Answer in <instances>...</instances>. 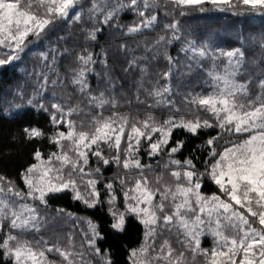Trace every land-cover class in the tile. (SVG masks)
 <instances>
[{"label": "snow or ice", "instance_id": "obj_1", "mask_svg": "<svg viewBox=\"0 0 264 264\" xmlns=\"http://www.w3.org/2000/svg\"><path fill=\"white\" fill-rule=\"evenodd\" d=\"M169 5L174 19L164 24L167 35H160L157 45L181 39L177 10L179 16L190 11L264 16V0H88L86 12L84 0H0V69L14 70L30 44L62 23L81 24L85 40L96 41L104 27H124L119 16L125 10L138 17L127 26L131 34L153 29L157 11L163 8L168 15ZM244 39L237 34L241 45ZM260 47L264 48V36ZM67 51L49 47L38 52L40 63L31 72L36 85L32 94L25 98L19 87L0 107V112L13 118L23 119L32 110L46 113L51 128L47 136L31 125L23 131L26 139L46 138L53 146L47 155L40 148L34 150L35 162L19 173L22 187L0 175V264H93L88 254L99 257L102 264H113L109 252L102 253L96 245L103 238L96 223L65 208H56L54 215L48 212L50 196L65 192L85 209L107 204L110 227L118 232L124 230L128 215L143 225V240L128 249V264H264V75L257 79L255 92L250 89L251 77L240 82L242 47L221 49L210 37L185 41L180 52L192 62L189 70L195 64L206 73L209 89L183 94L190 119L169 98L174 58L167 50L169 70L162 76L168 83L145 89L151 103L141 100L137 92L136 103L146 105L143 117L119 111L114 95L92 93L87 74L94 71L96 60L87 48L77 54V67L71 69V84L86 99L87 111L79 103L47 99L50 87L64 83L57 57ZM203 61L209 62L207 66ZM127 103L130 106L132 101ZM157 108L167 109L164 119L154 114ZM175 130L207 139L189 156L177 159L186 141L174 140ZM145 155L148 162H143ZM109 167L115 171L106 178L104 170ZM206 182L214 190L205 193ZM101 183L105 199H101ZM117 186L123 211L116 207ZM65 218L87 223L79 246L71 231L65 233L63 243L41 235L51 222ZM173 229L179 249L167 238L157 244L165 231ZM29 235L37 238L28 239ZM205 236L211 237V248L202 247Z\"/></svg>", "mask_w": 264, "mask_h": 264}, {"label": "trees", "instance_id": "obj_2", "mask_svg": "<svg viewBox=\"0 0 264 264\" xmlns=\"http://www.w3.org/2000/svg\"><path fill=\"white\" fill-rule=\"evenodd\" d=\"M87 4L88 0H84L85 12ZM169 13L165 15L163 8L159 9L157 11L158 23L153 29H143L140 32L129 34L127 26L131 25L138 17L133 12L125 10L119 16V23L124 27H104L103 31L98 33L96 41L85 40L81 24L62 23L41 41L30 44L22 61L18 62L14 70L3 71L0 69V107H3L5 101L12 99L19 87L23 88L25 98L32 94L36 85L31 72L33 66L40 63L37 53L47 51L49 47L57 48L60 51L67 49L68 51L65 55L57 57L58 71L64 83L55 89L50 87L45 93L46 98L54 99L65 105L79 103L85 108V111H87L86 99L71 84V77L74 74L71 69L77 67L75 58L78 53L83 52L84 48L91 51L96 60V63L92 65L94 71L87 74L89 89L92 93L98 95L103 91L105 95H114L120 105L119 111H130L133 115L138 112L141 117L144 115L146 105L136 103L137 92L139 91L141 100L151 103L152 98L148 96L145 89L151 91L153 87L168 83L162 76L163 72L169 70V64L164 58V52L167 50L174 58L170 76L172 92L169 98L175 100L176 105L182 109L186 118H192L191 115H188V110L184 108L182 96L189 91L194 93L203 91L198 80H194L195 75H202V71L194 72L193 70L198 69L195 64L189 70L188 65L192 62L189 61L185 53L180 52L185 41L192 38L199 40L210 37L215 47L225 50L242 47L244 61L238 79L240 82H244L251 77L250 89L253 92L258 90L256 81L261 75H264V48L260 47V39L264 36V16H234L230 12L216 11L207 13L190 11L188 15L179 16V10H177L175 19L179 21L181 39L174 40L170 45L163 43L157 45V38L160 35H167L163 27L164 24L172 22L174 19L171 14V5H169ZM86 26L90 28L91 24H86ZM238 33H242L245 38L243 45L237 40ZM253 36L255 37L254 41L250 39ZM133 60L136 63L130 65V61ZM101 61H105L106 64H102ZM203 63L207 66L209 62L203 61ZM141 68L144 69L143 72H141ZM141 81L143 87L140 86ZM129 100L132 101L130 106L127 103ZM153 111L158 119L162 120L166 117L167 109L165 108H157ZM0 116H3L0 119V175L16 181L22 187L19 173L30 163L35 162L32 158L34 150L40 148L45 155L49 150H53V146L47 143L46 138L43 140L26 139L23 129L30 125L39 127L47 136L51 131L47 114L36 113L32 110L23 119L5 116L2 112H0ZM173 139L186 141L185 147L181 150L182 155L181 153L176 154L177 159L183 160L196 149L197 145L202 144L207 136L202 135L197 138L183 133L182 130H175ZM197 155H200L199 151H197ZM198 167H202L199 162ZM114 171V168L109 167L105 169L104 176L112 177ZM212 190H214V186L206 182L205 193ZM105 198L103 188H101V199ZM118 200L121 201V196H118ZM49 205L48 212L52 214H55L56 208H65L78 217H87L96 223L103 237L97 239L96 245L102 253L104 250L109 252L113 264H128V249L138 247L143 240V226L134 216L126 217L122 232L112 229L110 227L112 217L108 213L107 204L102 207L97 206L95 209H85L82 204L72 200L71 193L65 192L50 196ZM167 235L171 234L167 233ZM211 246L209 239L204 238L202 247L211 248ZM87 258L93 264H102L99 257L88 254Z\"/></svg>", "mask_w": 264, "mask_h": 264}, {"label": "rangeland", "instance_id": "obj_3", "mask_svg": "<svg viewBox=\"0 0 264 264\" xmlns=\"http://www.w3.org/2000/svg\"><path fill=\"white\" fill-rule=\"evenodd\" d=\"M193 71L195 72V71H202V70H200L198 68V69H195ZM202 75H195L194 80L195 79L198 80L197 82H198V84L200 86H202L203 91H208L209 90L208 89V77H207V75H206V73L204 71H202ZM198 76H201V77H198ZM56 92H57V90H56ZM142 159H143V162H148V158H147L146 155L143 156ZM165 159H166V157H165ZM151 162L153 164H155V160H153ZM98 187H101L102 188V183L100 185H98ZM117 188L118 189H116V193H117L118 196H121V201L118 200V196H117L116 207L120 211H123L124 210L123 196L120 193V190H119V187L118 186H117ZM42 211H43V209H42ZM50 214H52V213H50ZM52 215H54V214H52ZM69 231L73 232L74 237H75V240H76V243L79 246V244L83 240V234L82 233L88 231V225H87V223L85 221H82V220H79V221H70V220H67L66 218L65 219H59V220H56V221L51 222L48 225L47 230L43 231L41 233V235H43L44 237H46L50 242L55 241L56 239L59 238L60 241L63 243L64 235H65V233H67ZM167 233H170L171 235H167ZM27 238L28 239H36L37 237H34L32 235H29ZM164 238L169 239L171 241L173 247H175L177 249H179L181 247L177 243L178 236H177V233H176V230L175 229H173L172 232L165 231L163 233V236L160 239L157 240V244H159L160 243V240L161 239H164ZM182 238L183 237H180V239H182ZM204 238H208L209 241L211 242V245H212V239H211V237H208V236L202 237L201 238L202 239V243H203V239ZM52 258L58 259L57 257H52ZM197 264H199V261L197 262Z\"/></svg>", "mask_w": 264, "mask_h": 264}]
</instances>
